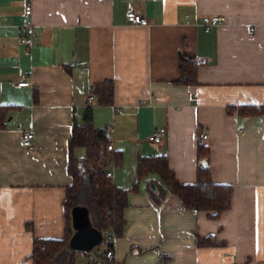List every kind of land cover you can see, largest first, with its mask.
Listing matches in <instances>:
<instances>
[{"label":"crops","instance_id":"crops-1","mask_svg":"<svg viewBox=\"0 0 264 264\" xmlns=\"http://www.w3.org/2000/svg\"><path fill=\"white\" fill-rule=\"evenodd\" d=\"M25 2L28 55L19 44ZM128 9L149 25L129 24ZM207 16L224 21L205 31ZM181 58L203 62L193 85L174 82ZM21 72L31 86H14ZM104 81L113 103L91 106V121L113 125L112 151L122 156L107 165L115 186H132L138 156L165 153L179 183L193 184L199 163L232 187L229 209L211 218L171 194L155 204L146 190L154 178L140 180L127 192L114 264H264V115L237 114L264 104V0H0V104L17 106L0 129V264H30L34 238L63 236L73 113ZM160 127L162 142H149ZM20 130L33 133L27 147ZM199 144L209 155L197 162ZM197 236L216 245L198 247Z\"/></svg>","mask_w":264,"mask_h":264},{"label":"trees","instance_id":"trees-1","mask_svg":"<svg viewBox=\"0 0 264 264\" xmlns=\"http://www.w3.org/2000/svg\"><path fill=\"white\" fill-rule=\"evenodd\" d=\"M203 62L197 58H181L178 64L179 77L176 84L193 85L196 83L197 68ZM89 93L96 97L98 105H112L114 87L111 81L92 84ZM17 106L0 104V129L6 126V119ZM241 116L264 115V104H250L237 107ZM91 107L84 106L78 118L74 117L71 134L67 142V174L71 182L65 188L62 201L64 228L61 238H34L29 255L30 264H77L80 253L69 247V239L75 232L71 222V210L74 207H85L88 212L89 225L98 230L106 248L89 264H114L105 257L106 249L113 248L115 239L121 237L125 219L123 210L127 205V192L137 190L140 180L151 176L154 186L147 184L146 190L155 204L164 201L167 194L174 195L183 208L196 212L204 211L209 217L217 218L229 209L232 187L227 184H216L211 179L207 164H197L195 182L179 183L169 169L167 155L161 153L152 156H138L135 164L136 180L129 189H121L105 177L109 157L120 163L119 152H106L108 142L103 128L92 125ZM76 148H83L84 155H74ZM209 150L200 144L196 148V159L199 162L207 158ZM29 228V225H26ZM198 247L216 245L213 236L196 237Z\"/></svg>","mask_w":264,"mask_h":264},{"label":"built area","instance_id":"built-area-1","mask_svg":"<svg viewBox=\"0 0 264 264\" xmlns=\"http://www.w3.org/2000/svg\"><path fill=\"white\" fill-rule=\"evenodd\" d=\"M32 7L30 2H25L21 17L22 22L19 26L20 30V36H19V44L23 48V54L28 55L30 53V49L33 45L34 39V25L32 22ZM126 19L127 22L131 25H138V26H148L149 22L147 18L143 17L141 14H139L137 11L133 9H128L126 12ZM224 21V18L221 16H207L204 17L201 23V26L205 31H209L212 26H217L221 24ZM32 82L27 74V72H21L19 74V78L14 84L15 87H25V86H31ZM96 104V97L94 95H87L84 99L83 106H93ZM74 116L79 117L78 111H74ZM104 133L105 136L108 139V142L106 144V152H111L113 150V132L114 128L112 124H107L104 126ZM165 134V128L160 127L155 129L148 137L147 140L154 144H160L162 142L163 135ZM199 141H203L207 138V135L203 132L199 133L198 135ZM33 139V133L31 131H24L20 130V144L24 147H27L31 144V141ZM105 177L108 179H112V174L109 171H106ZM105 257L109 261H114V251L112 249H106L105 251Z\"/></svg>","mask_w":264,"mask_h":264},{"label":"water","instance_id":"water-1","mask_svg":"<svg viewBox=\"0 0 264 264\" xmlns=\"http://www.w3.org/2000/svg\"><path fill=\"white\" fill-rule=\"evenodd\" d=\"M153 187V186H152ZM74 233L69 239V247L78 252H88L102 241L101 233L90 227L85 207L77 206L71 210Z\"/></svg>","mask_w":264,"mask_h":264},{"label":"rangeland","instance_id":"rangeland-1","mask_svg":"<svg viewBox=\"0 0 264 264\" xmlns=\"http://www.w3.org/2000/svg\"><path fill=\"white\" fill-rule=\"evenodd\" d=\"M81 150V149H80ZM106 248V243L105 242H101L100 244L94 246L90 251L88 252H80L77 255L76 258V263L77 264H89L90 262L93 261V259L102 254L103 251Z\"/></svg>","mask_w":264,"mask_h":264}]
</instances>
